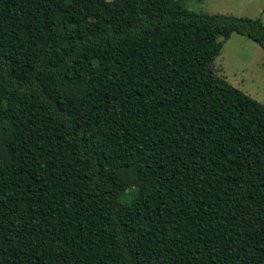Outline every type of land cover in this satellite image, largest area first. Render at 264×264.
<instances>
[{"label": "trees", "instance_id": "obj_1", "mask_svg": "<svg viewBox=\"0 0 264 264\" xmlns=\"http://www.w3.org/2000/svg\"><path fill=\"white\" fill-rule=\"evenodd\" d=\"M183 1L0 0V264H264V23Z\"/></svg>", "mask_w": 264, "mask_h": 264}, {"label": "rangeland", "instance_id": "obj_2", "mask_svg": "<svg viewBox=\"0 0 264 264\" xmlns=\"http://www.w3.org/2000/svg\"><path fill=\"white\" fill-rule=\"evenodd\" d=\"M183 6L194 12L260 18L264 23V0H184ZM214 70L264 104V49L249 37L233 34L216 57Z\"/></svg>", "mask_w": 264, "mask_h": 264}]
</instances>
